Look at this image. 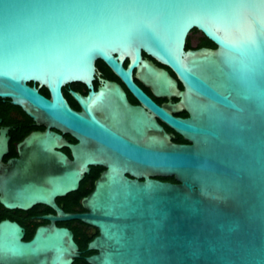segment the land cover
Listing matches in <instances>:
<instances>
[{"label": "water", "instance_id": "1", "mask_svg": "<svg viewBox=\"0 0 264 264\" xmlns=\"http://www.w3.org/2000/svg\"><path fill=\"white\" fill-rule=\"evenodd\" d=\"M194 27L216 45L187 48ZM99 57L190 143L172 141L118 82L94 89ZM134 67L156 91H177L189 115L146 95ZM73 80L90 87L73 92L81 110L62 91ZM0 97L79 138L69 159L58 148L68 143L62 134L31 130L5 162L9 136L0 127V202L56 211L28 240L18 222L0 220V264H71L78 244L54 221L71 217L98 228L92 264H264V0H0ZM101 161L107 168L81 200L87 210L65 212L56 196Z\"/></svg>", "mask_w": 264, "mask_h": 264}, {"label": "flooded vegetation", "instance_id": "2", "mask_svg": "<svg viewBox=\"0 0 264 264\" xmlns=\"http://www.w3.org/2000/svg\"><path fill=\"white\" fill-rule=\"evenodd\" d=\"M210 40V41H209ZM189 41L190 47L198 46H211L214 47L216 44L208 38L201 30L198 28H192L188 33L186 38V43ZM213 42V43H211ZM185 43V44H186ZM142 56L147 59L153 60V62L161 67L166 68L171 75L177 80V85L179 89L183 88V82L177 76L176 72L168 65L162 63L156 59L153 55L146 52L142 49ZM130 61V56H127L124 59V65L127 66ZM96 71L95 77L93 79L94 89H97L100 85L104 83L105 79L114 80L118 82L124 89L127 99L134 105H140L146 110L153 112L149 107L141 100V98L133 92L129 87L126 81L117 74L109 63L103 58H97L95 60ZM132 76L134 82L142 89V91L148 95L153 101L158 105L163 106L169 112L173 113L175 116L187 117L189 111L185 107L184 103L180 101V96L177 91H173L170 94L160 93L156 91L150 83L145 81L140 77L137 67H134L132 70ZM43 87V86H41ZM46 96H50L49 90L47 87V93L41 90ZM90 90V87L81 80H73L65 83L62 86V91L66 97L68 103L75 110H81L82 106L77 98L73 95L74 91H77L83 95H86ZM11 101V100H10ZM174 103V108L171 107L168 103ZM14 104V103H13ZM96 113L100 117L105 116L103 109H98ZM157 121L164 127V129L169 133L170 139L177 143H190V140L187 139L180 131L175 127L165 121L159 114L153 112ZM0 127L7 128L8 138V150L3 155V160L5 162L10 158H17L19 153L16 148V143L20 141L27 133L31 130H44L46 127H49L64 137L68 143H63L58 148L63 151L69 159H73V149L69 143H77L79 138L73 133V131L68 127H58L56 125H49L44 121H38L29 115L20 105L14 104L13 107L9 108L7 111L0 113ZM26 131V132H25ZM25 132L22 136L19 137V134ZM101 144V143H98ZM105 150L108 153H112L113 149L109 145H105ZM107 168L105 162H94L89 163L88 168L84 170L83 176L79 180V185L76 189L69 191L65 194L56 196L55 200L57 204L65 212H84L86 207L82 204V198L88 195L93 188L95 187L96 180L100 177L102 172ZM148 173V171H146ZM126 174L129 177H137L139 180H143V175L133 174L129 169L126 170ZM150 176L162 180L176 181L172 178H175L172 175H160V174H151ZM172 177V178H171ZM55 209L46 203H36L28 209L22 208H8L0 202V220L10 219L18 222L24 229L23 239H30L36 228L41 224H47L51 219L47 218V214H55ZM55 223L57 226L67 227L72 230L73 237L78 244L77 255L74 256L71 264H92L88 257L93 253H96L97 250L89 247L90 240L98 234V228L92 224H89L78 217L71 218H56Z\"/></svg>", "mask_w": 264, "mask_h": 264}, {"label": "trees", "instance_id": "3", "mask_svg": "<svg viewBox=\"0 0 264 264\" xmlns=\"http://www.w3.org/2000/svg\"><path fill=\"white\" fill-rule=\"evenodd\" d=\"M211 43H213V42H211ZM185 46L187 48L190 47L189 46V41H187V43L185 44ZM29 83L30 84H36V82H34V81H29ZM41 90H43L44 92L47 93V89L44 86L41 87ZM13 106H14V104L10 101V98H8V97H6V98L0 97V113L7 111L9 108H11ZM25 132H22L21 134H19V137L22 136ZM172 179L176 180L175 178H172Z\"/></svg>", "mask_w": 264, "mask_h": 264}]
</instances>
